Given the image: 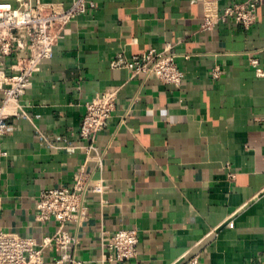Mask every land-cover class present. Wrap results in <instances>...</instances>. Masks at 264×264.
<instances>
[{
	"label": "crops",
	"instance_id": "obj_1",
	"mask_svg": "<svg viewBox=\"0 0 264 264\" xmlns=\"http://www.w3.org/2000/svg\"><path fill=\"white\" fill-rule=\"evenodd\" d=\"M87 1L94 7L67 26L22 97L28 119H9L0 228L37 240L56 232L57 222L37 221L39 196L72 188L85 166L106 193L88 192L85 220L67 225L84 264H264V78L251 64L264 68V0L251 29L228 21L210 32L199 30L202 0ZM165 43L175 45L180 87L111 67L118 53ZM115 90L116 111L95 141L99 167L80 127L86 103ZM125 229L139 232L137 256L111 261L107 244Z\"/></svg>",
	"mask_w": 264,
	"mask_h": 264
},
{
	"label": "built area",
	"instance_id": "obj_2",
	"mask_svg": "<svg viewBox=\"0 0 264 264\" xmlns=\"http://www.w3.org/2000/svg\"><path fill=\"white\" fill-rule=\"evenodd\" d=\"M12 1L0 0V179L1 158L6 155L2 143L11 128L9 119L19 114L28 119L23 110L22 97L33 85L34 75L41 70L45 60L53 58L54 48L63 38L67 26L94 7L87 0H73L69 8L55 0H37L35 7L30 5L29 0H16L19 4L17 7ZM202 2L205 15L199 28L201 32H210L228 21L249 30L258 21L261 0H245L223 9L220 8V0ZM8 58L15 60L11 67L7 66ZM177 59L175 45L165 43L159 50L150 49L130 58L118 53L111 67L127 69L131 80L155 77L163 84L180 87L184 75ZM251 64L256 76L264 78V68L259 61L252 59ZM222 75V68L215 65L211 70V78L217 81ZM117 101L118 91H107L97 94L85 106L79 133L82 139L91 142L85 150L89 156L93 154L98 158L99 167L102 166V156L95 141L108 126L116 111ZM88 192L103 197L106 186L102 180H95L85 166L75 174L72 188H54L42 192L36 207L37 221L57 222L56 232L37 240L4 232L0 228V264H84L76 258L75 239L67 231V225L80 224L85 220ZM139 240L137 230H119L107 244L109 260L131 261L137 256ZM46 252L53 253L54 258L46 259Z\"/></svg>",
	"mask_w": 264,
	"mask_h": 264
}]
</instances>
